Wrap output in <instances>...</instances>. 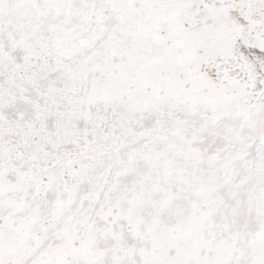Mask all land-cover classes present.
I'll use <instances>...</instances> for the list:
<instances>
[{
	"label": "snow or ice",
	"instance_id": "1",
	"mask_svg": "<svg viewBox=\"0 0 264 264\" xmlns=\"http://www.w3.org/2000/svg\"><path fill=\"white\" fill-rule=\"evenodd\" d=\"M0 264H264V0H0Z\"/></svg>",
	"mask_w": 264,
	"mask_h": 264
}]
</instances>
